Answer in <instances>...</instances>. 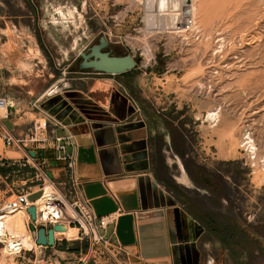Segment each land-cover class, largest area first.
I'll use <instances>...</instances> for the list:
<instances>
[{"label":"rangeland","instance_id":"374dc122","mask_svg":"<svg viewBox=\"0 0 264 264\" xmlns=\"http://www.w3.org/2000/svg\"><path fill=\"white\" fill-rule=\"evenodd\" d=\"M193 2L200 34L189 32L183 40L167 30L169 17L152 19L148 0H0V95L38 112L31 100L58 81L65 68L69 83L83 73L121 83L140 101L141 112L156 118L158 179L206 225V232L196 235L199 264H264V0ZM100 37L109 43L105 51L130 53L136 68L115 76L79 70L80 53ZM219 44L224 46L215 54ZM69 86L60 94L73 83ZM217 107L220 122L211 128L206 116ZM246 133L255 142V159L242 145ZM10 149L0 131V211L20 193L34 202L49 184L36 173L55 171L48 163L40 166V160L37 170L33 161L3 159ZM182 169L189 184L181 180ZM53 179L56 183L63 176ZM42 226L49 228L35 225ZM57 242L75 252L40 247L10 259L0 243V264H135L110 228Z\"/></svg>","mask_w":264,"mask_h":264},{"label":"crops","instance_id":"0c3cea01","mask_svg":"<svg viewBox=\"0 0 264 264\" xmlns=\"http://www.w3.org/2000/svg\"><path fill=\"white\" fill-rule=\"evenodd\" d=\"M83 74L71 79L73 87L62 94L45 97L54 82L38 95L39 113L27 112L23 102L11 99L14 108L5 127L23 135L37 116L45 115L70 124L78 144L76 176L95 216L115 215L110 230L117 245L135 264H199L196 235H203L206 225L168 193L155 173L156 118L141 112L140 101L130 97L121 83ZM87 81H91L88 87ZM163 141L168 143L166 135ZM3 159L23 161V154L10 149ZM44 159L53 166L56 153L45 151ZM54 168L53 178H60L62 164L57 162ZM60 246L56 242L54 248Z\"/></svg>","mask_w":264,"mask_h":264},{"label":"built area","instance_id":"2783aa9c","mask_svg":"<svg viewBox=\"0 0 264 264\" xmlns=\"http://www.w3.org/2000/svg\"><path fill=\"white\" fill-rule=\"evenodd\" d=\"M193 0H168V7L163 13L161 8L157 5L155 0L151 15L160 18L163 22L170 19V28L165 27L168 31L177 35V37L188 40L187 33L193 32L197 36L200 34V30L197 27L196 19L192 12ZM171 14V16L169 14ZM168 24V23H167ZM153 25V22H152ZM159 26H162V22L159 20ZM160 28L157 24L153 25L152 30L158 31ZM186 38V39H185ZM67 68L62 70L61 78L56 81L51 89L46 94V98H52L60 94L65 88H69V79H67ZM40 98L35 99L30 103V106L34 110L41 111ZM14 108L12 100L7 96L0 95V112L5 111V117L0 116V131L4 146L8 149L12 148L18 152L23 153V161H17L15 163L33 161L32 165L37 170L39 168L35 164L36 161L40 160V166L46 164L45 159H40L37 155L32 157L30 151H48L52 150L56 153V162H59L63 166L62 176L63 179L56 183L49 178L48 174L44 171H38L36 177L39 180H43V183L49 182L53 188L51 194L52 201L60 209H65V203L68 204L71 210L75 214V220L72 225L78 228V234L86 235L89 231L96 234V231H106L112 225L115 224V215L107 217H97L92 211L90 201L85 198L82 191V182L76 176L77 169V157H78V144L75 137L69 132L68 127L61 121L55 119L52 115H45L44 118L34 121L33 125L27 130L25 135H16L9 131L3 124L2 121L9 117L10 110ZM59 131H63V134H59ZM23 165H26L25 163ZM46 184V183H45ZM44 187L42 188V190ZM30 204L29 196L27 193H20L15 195L13 200H7L5 205V211L7 212H18L21 210L27 211ZM36 214L37 209H36ZM29 215V214H28ZM30 224H37L32 222L30 215ZM56 224H49V227ZM61 225V224H60ZM114 236V232L112 231ZM56 240V239H55ZM58 240H56L57 242ZM18 245V244H17ZM19 246V245H18ZM18 246H14L15 248ZM13 247V248H14Z\"/></svg>","mask_w":264,"mask_h":264},{"label":"bare ground","instance_id":"6f19581e","mask_svg":"<svg viewBox=\"0 0 264 264\" xmlns=\"http://www.w3.org/2000/svg\"><path fill=\"white\" fill-rule=\"evenodd\" d=\"M154 2L155 0H148V4L150 5L149 8L152 9ZM194 3L195 2L192 3V12H193V15L195 16L196 7ZM157 5L159 8H161V11L163 13H166L165 11L167 10V7H168V0H157ZM217 40L220 41V39H217ZM219 45L220 46L218 47V50L214 51L215 54L219 53L222 47L224 46L223 44H219ZM199 84L201 87H204V83L200 82ZM220 113H221V107H217L215 109L208 111L207 116H206V121L210 122L211 128L218 126L220 122ZM5 115H6L5 111L0 112V116L2 118L5 117ZM242 145L246 148L247 151H249V154L252 155L251 157L255 159L256 154H257L256 153L257 148H256L255 142L252 139L250 133H246L244 135ZM263 163H264V160H263ZM263 169H264V164H263ZM181 171H182L181 180L184 183L189 184V179L187 177V174L185 173L183 169ZM42 191H43L42 194L34 202H30V204H33L32 206L36 207L37 209V213H38L37 214V224H40V223H42L43 225L44 224L45 225L46 224H61L66 229L64 231L55 232L56 240H60L62 238L67 239V240L77 239L78 228L72 225L73 220H75V214L71 210L70 206L65 203V209H60L53 202H51L52 199L50 198L53 192L51 183L47 184ZM14 198L15 196H11L9 200L10 199L12 200ZM28 224H30V219H29V215L27 211L25 210H21L18 212H7L5 211V208H4L3 211H0V243L6 244V248L4 246L5 249L2 252L3 254H6V256L11 257L10 259H12V255L15 254L16 252L19 253L23 250L25 251H32L36 249L38 250L40 248V246L36 245L33 239L32 232L28 230ZM14 246H18V247L15 248ZM10 248L12 251H10Z\"/></svg>","mask_w":264,"mask_h":264},{"label":"water","instance_id":"95a60500","mask_svg":"<svg viewBox=\"0 0 264 264\" xmlns=\"http://www.w3.org/2000/svg\"><path fill=\"white\" fill-rule=\"evenodd\" d=\"M108 46V41L104 37H100L97 44H93L86 52H81L79 55L81 58L79 70H91L94 73L106 75H121L136 68L138 63L130 53L123 56L111 55V51H104ZM65 125L68 128L70 126L68 123H65ZM29 153L32 157L37 155L40 158H44L43 151H39L37 154L34 151H30ZM56 164L57 162L54 161L53 166H56ZM142 169H146V167ZM47 174L53 179L51 172ZM27 213L30 215L31 221L36 222V207H29ZM29 228L34 234L36 245L42 248H54L56 246L55 232L66 229L60 224L49 228L42 226L36 229L33 223L30 224Z\"/></svg>","mask_w":264,"mask_h":264},{"label":"trees","instance_id":"16d2710c","mask_svg":"<svg viewBox=\"0 0 264 264\" xmlns=\"http://www.w3.org/2000/svg\"><path fill=\"white\" fill-rule=\"evenodd\" d=\"M60 250H61V251H67V252H70V253L75 252V251L72 250V249H67L66 246L61 247Z\"/></svg>","mask_w":264,"mask_h":264},{"label":"flooded vegetation","instance_id":"af4514ba","mask_svg":"<svg viewBox=\"0 0 264 264\" xmlns=\"http://www.w3.org/2000/svg\"><path fill=\"white\" fill-rule=\"evenodd\" d=\"M108 47H109V46H108ZM108 47H107V48H108ZM104 51H105V50H104ZM111 55H113V54L111 53ZM103 75H106V74H103ZM110 76H115V75H110Z\"/></svg>","mask_w":264,"mask_h":264}]
</instances>
